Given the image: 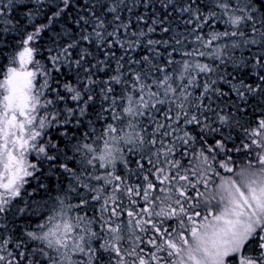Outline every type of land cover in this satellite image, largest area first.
I'll return each mask as SVG.
<instances>
[{
    "label": "snow or ice",
    "instance_id": "6c2138e0",
    "mask_svg": "<svg viewBox=\"0 0 264 264\" xmlns=\"http://www.w3.org/2000/svg\"><path fill=\"white\" fill-rule=\"evenodd\" d=\"M0 264H264V0H0Z\"/></svg>",
    "mask_w": 264,
    "mask_h": 264
}]
</instances>
